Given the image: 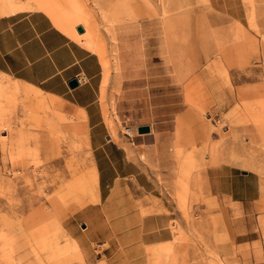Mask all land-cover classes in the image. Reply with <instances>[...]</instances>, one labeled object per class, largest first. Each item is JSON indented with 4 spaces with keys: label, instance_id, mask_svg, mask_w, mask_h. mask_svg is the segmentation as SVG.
I'll return each instance as SVG.
<instances>
[{
    "label": "rangeland",
    "instance_id": "1",
    "mask_svg": "<svg viewBox=\"0 0 264 264\" xmlns=\"http://www.w3.org/2000/svg\"><path fill=\"white\" fill-rule=\"evenodd\" d=\"M20 1L26 6L20 11L40 10L72 36L78 34V25L85 27L87 42L103 61L102 101L100 71L96 107L111 138L128 132L126 125L148 124L152 129L143 151L134 158L146 187L132 177L120 185L119 197L128 198L137 214L132 219L117 217L112 209H102L106 198L100 200L91 171L97 167L86 111L58 96L48 99L42 89L0 72V82H10L17 91L16 99L9 97L0 105V264H249L261 260L264 0H43L52 8L40 5L42 0ZM122 68L146 72L147 90L160 83L166 89L146 93L143 83L137 89L136 114L127 108L118 113L117 101H127ZM242 125L250 129L237 137L234 129ZM67 132L78 139L79 170L55 164L51 152L45 157L24 148L37 141L41 149H50L49 141ZM212 151L221 153L222 159L213 160ZM70 171L78 172L71 178L65 175ZM58 175L69 180L55 190ZM181 183L186 188L185 205H179ZM235 183L245 192L233 197L230 191ZM90 184L92 188H86ZM57 199L61 208L56 210ZM214 200L222 207L215 206ZM149 212L167 214L163 240L149 243L153 236L141 231L149 226L147 220L143 224ZM222 214L227 219L224 231L212 222ZM92 219L100 223L96 236L85 228ZM120 225L130 231L118 232ZM208 225L216 236L213 247L204 250L201 237H206ZM84 235L94 247L89 257L79 243ZM224 235L223 254L218 241Z\"/></svg>",
    "mask_w": 264,
    "mask_h": 264
},
{
    "label": "crops",
    "instance_id": "2",
    "mask_svg": "<svg viewBox=\"0 0 264 264\" xmlns=\"http://www.w3.org/2000/svg\"><path fill=\"white\" fill-rule=\"evenodd\" d=\"M75 31L78 34L72 36L70 33L59 28L51 17L40 10L0 14V72L22 83L34 85L42 89L47 93L48 99L50 96H58L72 107H80L86 111L87 133L92 157L97 167L96 172L94 170L92 173L94 172L97 179V191L100 200L102 201L103 196L106 198L102 209L104 211L112 209V213L115 212L117 217L132 219L137 214V211L128 198L119 197L123 191L120 190V185L124 182V179L132 177L139 186L142 188L146 187V183L142 181L143 172L134 158L139 156V153L143 151V146L150 137L149 133L152 127H150L149 131L144 132L130 133L126 131L120 133L116 139L110 137L111 134H108L102 115L96 107V78L100 71L99 97L102 101L103 61L97 53L96 47L87 42L85 27L83 32L79 31L77 27ZM69 32L73 34L74 30H70ZM122 69L126 73L123 91L127 101H117V110L119 113L120 109L127 108L130 112L136 114V108L140 105V100H136L138 87L144 83V91L148 93L147 91L151 92L153 89H160L163 83L157 84L160 87H151V89L147 90L146 72H132L130 68ZM80 75L86 76V82L73 87L70 86L69 81ZM154 80L158 79L155 78ZM108 94L107 89V97ZM115 96L117 97V94ZM175 96L178 97L176 93ZM149 98L150 93L149 97L145 99L144 104H142L144 109L145 103ZM103 111H105L104 107ZM249 129L246 125L237 126L234 129L235 135L243 137ZM31 143L33 142L31 141ZM32 145V152L36 151L39 154H43V156L46 155L45 157H48L47 153L51 152L50 158L53 162L51 146H49L50 149L43 150L37 141ZM216 159H222V154H219ZM182 168L186 167L183 166ZM234 188L235 190L230 191V195L233 197L237 192L239 194L243 191L245 192L244 189H241L240 183H235ZM150 198L152 200L154 196H150ZM109 199H111V206L108 209H104ZM56 202L59 203L58 199L55 200ZM217 202L219 203V201ZM59 207L61 208L60 204ZM41 208L43 207L41 206ZM93 211L100 212L101 210L94 208ZM85 213V211H81V215ZM166 215L165 212H149L143 216V224L147 220L146 222H148L149 226L148 228L141 229V231L153 236V239L149 243L163 240L160 236L166 228L165 222L168 220ZM88 227H90L89 231L92 235L96 236L101 232L98 220L92 219L90 224H86L85 228ZM116 230L118 232L130 231L125 225L118 226ZM86 238L87 236L84 235L83 239H79V243L85 257H89L91 253L89 250L94 247L92 246V241ZM249 264H264V255L261 260L252 261Z\"/></svg>",
    "mask_w": 264,
    "mask_h": 264
},
{
    "label": "bare ground",
    "instance_id": "3",
    "mask_svg": "<svg viewBox=\"0 0 264 264\" xmlns=\"http://www.w3.org/2000/svg\"><path fill=\"white\" fill-rule=\"evenodd\" d=\"M40 2V5H44V6H48L49 8H52V7H50V5H51V3L50 4H46V3H44L43 2V0H42V2L41 1H39ZM49 2H50V0H49ZM31 6V5H30ZM26 6H24L23 5V3H22V1H20V0H0V13L1 14H13V13H16V12H19L21 9H23V8H25ZM29 6H27V8H28ZM80 31V30H79ZM84 31V27H83V29L81 30V32H83ZM118 67V66H117ZM108 70V69H107ZM107 73H109V71L107 72ZM116 74H119V71L116 73ZM5 77H8V76H5ZM6 80V79H5ZM9 80V79H8ZM14 81V80H13ZM11 83H12V81H11ZM13 85H14V83H13ZM17 91L15 90V88L13 89L12 88V86H11V84H10V82H8V84H6V83H3V82H0V105L2 104V101H4V100H7L9 97L11 98V97H13V98H17V93H16ZM36 98V97H35ZM28 102L30 103V104H33L34 103V101L33 100H31V99H28ZM125 128H126V130H128V132H130V133H134V132H139V131H137V129H138V126H136V127H134V126H131V125H126V126H124ZM132 138V137H131ZM77 136H76V134H73V135H70V133L69 132H67V133H65L64 135H62V136H57L56 138L54 137L53 139H51L50 140V144H51V151H52V158H53V162L56 164V163H65L67 166H69V167H74L75 168V170H79L80 168V164H81V162H80V159H79V153H78V151L76 150V148H78V146H77ZM32 143H31V141H30V143H29V146H24V148H25V150H27V151H29V152H32ZM23 148V149H24ZM70 152H72V154L70 153ZM219 154H221V153H218V152H214V151H212V158H213V160H215L217 157H218V155ZM75 159V162L77 161V163H75L73 160ZM75 163V164H74ZM91 163V162H90ZM71 169V168H70ZM69 169V170H70ZM81 171V170H80ZM91 171H94V169L93 170H91ZM78 172V171H77ZM77 172L75 171H70V172H67L65 175H68V174H70V176H71V178H74V176H75V174H77ZM71 173H72V175H71ZM93 175L95 176V174H94V172H93ZM63 177V178H62ZM96 177V176H95ZM69 179H67V176H60V175H58L57 177H56V180H55V190H60V187L64 184V181H68ZM185 183V182H184ZM192 183V182H191ZM72 184V183H71ZM70 184V185H71ZM187 184V183H186ZM194 184V183H193ZM69 185V184H68ZM188 185L190 186V183H188ZM197 186V184H195V187ZM86 188H92V184H90L89 186H87L86 185ZM197 188V187H196ZM195 189V188H194ZM177 190H178V192H177V194L179 195V196H182V198L181 197H179V198H181V200L179 201V205H181V204H183V205H185V202H186V197H185V195L183 194V192L186 194V188L183 186V184L181 183L180 185H178L177 186ZM193 191H195V190H193ZM191 192V191H190ZM195 193V192H194ZM193 193V194H194ZM190 195H192V192H191V194ZM112 196V195H111ZM114 197V196H113ZM178 197V196H177ZM116 198V197H115ZM206 198H208V197H206ZM205 198V199H206ZM110 200L111 199H109V202L106 204V207H104V209H106V208H109L111 205H110ZM116 200V199H115ZM207 200V199H206ZM206 200H203V201H206ZM212 200V202L211 203H213V199H211ZM218 201V200H217ZM114 202V201H113ZM178 202V201H177ZM211 203H209L208 202V204L209 205H211ZM56 204V210H57V208L59 209V203L58 202H56L55 203ZM187 205V204H186ZM222 203H216L215 204V206H220V207H222ZM212 206V205H211ZM186 207H189V206H186ZM186 207H185V209H186ZM179 208H180V206H179ZM183 210V209H182ZM187 210V209H186ZM185 211V210H184ZM187 211H189V210H187ZM187 213V212H186ZM42 215H44V214H42ZM187 215H189V214H187ZM189 218H190V215H189ZM52 219V218H51ZM50 220V219H49ZM226 216L224 215V214H222L221 216H220V218L218 219V220H215L214 218H213V221L212 222H214V228H216L217 230H218V228H221V230L222 231H224L225 230V224H226ZM46 222H47V219L45 220ZM53 220H51V222H52ZM43 224V223H42ZM50 224V223H49ZM207 225V224H206ZM44 227V226H43ZM48 227V226H47ZM208 227H209V229L207 230V232L205 231V230H203V231H205L206 232V237H204V234H202L203 236L201 237V244H202V246H203V248H204V250H209L210 248H211V246H212V238L214 237L215 238V229L213 228V227H211V225H208ZM204 228V227H203ZM44 228H41V229H39V232H42V230H43ZM100 231V230H99ZM200 232V231H199ZM95 233V232H94ZM88 236H91L92 237V235H88ZM133 237H135V236H133ZM136 238V237H135ZM224 238H220L219 239V241H220V251L221 252H223V254H224V250H225V246L223 245L224 244ZM213 247V246H212ZM60 263V261H58L56 264H59Z\"/></svg>",
    "mask_w": 264,
    "mask_h": 264
},
{
    "label": "water",
    "instance_id": "4",
    "mask_svg": "<svg viewBox=\"0 0 264 264\" xmlns=\"http://www.w3.org/2000/svg\"><path fill=\"white\" fill-rule=\"evenodd\" d=\"M77 29L81 31L83 29V27L81 25H79V26H77ZM77 84H78V82H77L76 78L71 79L69 81V85L72 87L77 85ZM149 130H150V126L148 124H143V125L138 126L139 132H144V131H149Z\"/></svg>",
    "mask_w": 264,
    "mask_h": 264
},
{
    "label": "built area",
    "instance_id": "5",
    "mask_svg": "<svg viewBox=\"0 0 264 264\" xmlns=\"http://www.w3.org/2000/svg\"><path fill=\"white\" fill-rule=\"evenodd\" d=\"M76 80H77L78 84L84 83V82H86V76L85 75L77 76Z\"/></svg>",
    "mask_w": 264,
    "mask_h": 264
}]
</instances>
